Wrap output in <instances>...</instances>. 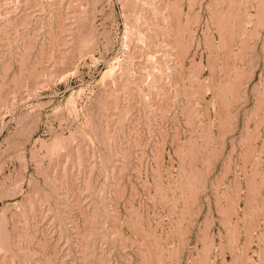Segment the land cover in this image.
Here are the masks:
<instances>
[{
    "label": "rangeland",
    "instance_id": "1",
    "mask_svg": "<svg viewBox=\"0 0 264 264\" xmlns=\"http://www.w3.org/2000/svg\"><path fill=\"white\" fill-rule=\"evenodd\" d=\"M0 264H264V0H0Z\"/></svg>",
    "mask_w": 264,
    "mask_h": 264
}]
</instances>
